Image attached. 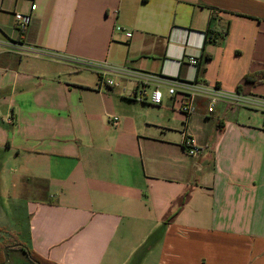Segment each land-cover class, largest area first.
<instances>
[{
    "label": "crops",
    "instance_id": "crops-1",
    "mask_svg": "<svg viewBox=\"0 0 264 264\" xmlns=\"http://www.w3.org/2000/svg\"><path fill=\"white\" fill-rule=\"evenodd\" d=\"M248 73L264 0H0V189L23 243L56 264H264V103L148 100L174 83L264 100Z\"/></svg>",
    "mask_w": 264,
    "mask_h": 264
},
{
    "label": "built area",
    "instance_id": "built-area-1",
    "mask_svg": "<svg viewBox=\"0 0 264 264\" xmlns=\"http://www.w3.org/2000/svg\"><path fill=\"white\" fill-rule=\"evenodd\" d=\"M36 4L33 3L32 9H36ZM16 28L18 29L20 34H23L28 25L31 21V14H26L22 12H16ZM128 37L132 35L131 32L126 33ZM10 47L15 50H26V47L23 43L20 41H14L11 42ZM190 62L196 66L199 65V59L197 57L191 56L189 58ZM100 66V65H98ZM113 71H122L123 69L117 68V67H111ZM138 75V73H137ZM144 77L147 76V78H158L156 75H149L144 74ZM108 83L112 84V80H107ZM187 89L178 90L177 85L174 83L172 84L169 89L168 93L175 97L174 104L178 109H180L183 113H186L187 115L192 114L196 112L197 107L195 104V97L203 93L209 97V111H213L216 105V102L219 98H224L228 101H231L235 104H242V105H258L264 103V100L261 99H255L253 96L246 95L240 91H233V92H225L222 91L219 87H216L215 85H208L203 83H192L190 85H186ZM136 98L140 101H146L148 98L146 97L145 91L141 90L136 94ZM164 98V93L161 89L158 87L155 88L148 99L151 103L154 104H161ZM118 117H114V121H118ZM8 121H12V118L9 117ZM186 144L188 145V152L191 155H196L200 153V149L198 148L196 144V139L192 136L186 137Z\"/></svg>",
    "mask_w": 264,
    "mask_h": 264
},
{
    "label": "rangeland",
    "instance_id": "rangeland-1",
    "mask_svg": "<svg viewBox=\"0 0 264 264\" xmlns=\"http://www.w3.org/2000/svg\"><path fill=\"white\" fill-rule=\"evenodd\" d=\"M162 90L165 93L168 88L163 87ZM3 183L0 189V243H3L4 240L14 241V237L17 238V241L24 242L25 236H22L21 232L24 234L27 230L28 215L21 201L17 200L16 205L14 198L6 196L8 188L5 189L6 182ZM7 185L10 186V183ZM5 249L6 247L4 248L3 264H35L23 250L8 248V251L5 252Z\"/></svg>",
    "mask_w": 264,
    "mask_h": 264
},
{
    "label": "trees",
    "instance_id": "trees-1",
    "mask_svg": "<svg viewBox=\"0 0 264 264\" xmlns=\"http://www.w3.org/2000/svg\"><path fill=\"white\" fill-rule=\"evenodd\" d=\"M206 41L208 40H215L217 39V35L213 30L208 29L206 32ZM264 81V73L260 76L258 74H250L248 73L244 77V85L254 86L258 82ZM237 90L243 93H247L244 90V87L238 85ZM8 247L9 249H20L23 250L29 259L34 262L35 264H56L50 260L45 259L41 255H39L36 251L32 250L31 248L27 247L23 242L17 241V238L14 237V241L12 240H4L3 243H0V264L4 263V248Z\"/></svg>",
    "mask_w": 264,
    "mask_h": 264
},
{
    "label": "water",
    "instance_id": "water-1",
    "mask_svg": "<svg viewBox=\"0 0 264 264\" xmlns=\"http://www.w3.org/2000/svg\"><path fill=\"white\" fill-rule=\"evenodd\" d=\"M8 251V247H6V249H5V252H7Z\"/></svg>",
    "mask_w": 264,
    "mask_h": 264
}]
</instances>
